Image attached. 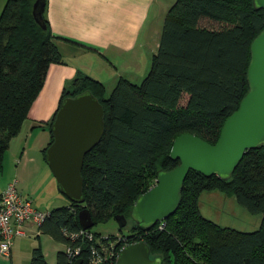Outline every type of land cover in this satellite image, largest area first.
<instances>
[{
    "label": "trees",
    "instance_id": "obj_1",
    "mask_svg": "<svg viewBox=\"0 0 264 264\" xmlns=\"http://www.w3.org/2000/svg\"><path fill=\"white\" fill-rule=\"evenodd\" d=\"M34 1L5 0L0 9V169L48 66L64 63L56 44L61 39L51 35L43 13L44 30L32 19ZM263 27L264 13L251 0H174L138 83L118 78L106 90L76 72L62 88L57 108L64 98L90 93L103 111V133L83 158L82 202L49 210L38 226L40 234L63 246L54 264H113L123 246L139 241L160 264H264V146L246 151L227 181L188 172L174 213L146 230L131 225L127 234L101 236L82 230L77 221L80 210L88 211L93 225L127 217L157 171L178 165L168 158L176 137L216 142L246 92L249 45ZM55 111L44 123L49 138L43 161ZM212 191L259 214L257 229L240 232L204 218L198 197ZM29 264H47L39 248L32 250Z\"/></svg>",
    "mask_w": 264,
    "mask_h": 264
},
{
    "label": "crops",
    "instance_id": "obj_2",
    "mask_svg": "<svg viewBox=\"0 0 264 264\" xmlns=\"http://www.w3.org/2000/svg\"><path fill=\"white\" fill-rule=\"evenodd\" d=\"M173 2L45 1L43 17L51 35L61 39L56 44L64 63L48 66L27 118L16 136L9 141L0 169V192L11 180H15L18 191L31 199L35 209L46 213L57 208L54 204L59 198L53 194L55 189L52 187L50 195L37 200L42 187L39 188V184L33 186V180H29V177L37 173L44 177L46 185H51L41 153L49 138L44 123L56 110L62 88L70 83L78 71L101 82L106 90L111 89L118 78L138 82L149 67L163 18ZM22 230L24 235L12 240L9 257L0 255V264H29L33 249L39 248L42 253L37 243L42 235L38 227L24 225Z\"/></svg>",
    "mask_w": 264,
    "mask_h": 264
},
{
    "label": "water",
    "instance_id": "obj_3",
    "mask_svg": "<svg viewBox=\"0 0 264 264\" xmlns=\"http://www.w3.org/2000/svg\"><path fill=\"white\" fill-rule=\"evenodd\" d=\"M251 3L255 10L264 13V0H251ZM43 9L44 0L32 3V19L42 30L45 29ZM245 82L244 96L223 122L213 145L189 134L172 141L168 158L178 165L169 171H157L154 184L130 206L127 217L135 227L146 230L174 213L188 172L227 181L246 151L264 146V27L249 45ZM102 117L100 104L88 92L62 99L54 113L50 126L52 141L43 157L58 193L68 203L82 202V162L85 154L100 141ZM113 220L119 230L126 227L124 216L117 215ZM77 221L82 230L93 226L87 210L78 212ZM113 264H160V259L150 257L147 245L139 241L123 246Z\"/></svg>",
    "mask_w": 264,
    "mask_h": 264
},
{
    "label": "rangeland",
    "instance_id": "obj_4",
    "mask_svg": "<svg viewBox=\"0 0 264 264\" xmlns=\"http://www.w3.org/2000/svg\"><path fill=\"white\" fill-rule=\"evenodd\" d=\"M0 2H3L1 3L3 5L5 0H0ZM46 172L51 180V185H46L44 177L38 175L37 173L29 177V180H33V186H37L39 184L38 187H42V189H40V197L37 200H42L41 196L45 197L46 195H50V189L52 191L53 187V189H55L53 190V194L57 195L59 198L54 206H66L68 201L58 193L55 181L52 178L47 166L45 173ZM38 207H40V202L38 203ZM198 210L204 218L217 226L231 228L240 232L255 231L260 221L259 214L247 212L243 207L234 201L233 197L225 196L217 191L202 192L198 197ZM89 230L90 232L100 234L101 236H117L119 234H127L128 232L127 227L119 230L113 219L98 222L90 227ZM37 243L45 256V262L47 264H54V254L56 250H63L62 244H53L47 236L43 235L39 236ZM152 258H154V256Z\"/></svg>",
    "mask_w": 264,
    "mask_h": 264
},
{
    "label": "built area",
    "instance_id": "obj_5",
    "mask_svg": "<svg viewBox=\"0 0 264 264\" xmlns=\"http://www.w3.org/2000/svg\"><path fill=\"white\" fill-rule=\"evenodd\" d=\"M44 216L45 212L35 209L31 199L24 197L18 191L16 181L11 180L0 192V255L8 258L12 240L24 235L23 226L38 227ZM97 263L96 260L90 264Z\"/></svg>",
    "mask_w": 264,
    "mask_h": 264
},
{
    "label": "flooded vegetation",
    "instance_id": "obj_6",
    "mask_svg": "<svg viewBox=\"0 0 264 264\" xmlns=\"http://www.w3.org/2000/svg\"><path fill=\"white\" fill-rule=\"evenodd\" d=\"M125 219H126V227L131 226V225H135V224H133L132 221H130V220L128 219V217H125Z\"/></svg>",
    "mask_w": 264,
    "mask_h": 264
}]
</instances>
